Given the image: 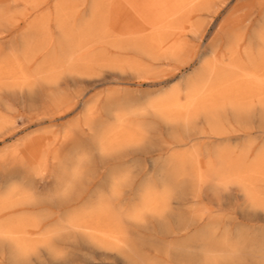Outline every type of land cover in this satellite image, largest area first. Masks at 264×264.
Wrapping results in <instances>:
<instances>
[{
  "label": "rangeland",
  "instance_id": "obj_1",
  "mask_svg": "<svg viewBox=\"0 0 264 264\" xmlns=\"http://www.w3.org/2000/svg\"><path fill=\"white\" fill-rule=\"evenodd\" d=\"M226 233L262 264L264 0H0V264H201Z\"/></svg>",
  "mask_w": 264,
  "mask_h": 264
},
{
  "label": "clouds",
  "instance_id": "obj_2",
  "mask_svg": "<svg viewBox=\"0 0 264 264\" xmlns=\"http://www.w3.org/2000/svg\"><path fill=\"white\" fill-rule=\"evenodd\" d=\"M245 248V242L238 235L226 233L222 247L200 249L201 264H246Z\"/></svg>",
  "mask_w": 264,
  "mask_h": 264
},
{
  "label": "snow or ice",
  "instance_id": "obj_3",
  "mask_svg": "<svg viewBox=\"0 0 264 264\" xmlns=\"http://www.w3.org/2000/svg\"><path fill=\"white\" fill-rule=\"evenodd\" d=\"M262 264H264V255L261 256Z\"/></svg>",
  "mask_w": 264,
  "mask_h": 264
},
{
  "label": "bare ground",
  "instance_id": "obj_4",
  "mask_svg": "<svg viewBox=\"0 0 264 264\" xmlns=\"http://www.w3.org/2000/svg\"><path fill=\"white\" fill-rule=\"evenodd\" d=\"M37 211V210H36Z\"/></svg>",
  "mask_w": 264,
  "mask_h": 264
}]
</instances>
